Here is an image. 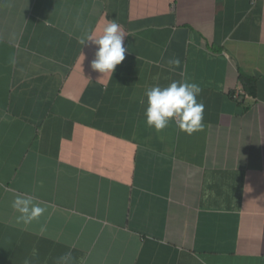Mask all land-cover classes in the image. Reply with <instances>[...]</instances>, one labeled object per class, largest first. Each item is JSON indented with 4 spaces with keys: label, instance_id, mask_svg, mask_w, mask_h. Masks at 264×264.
Returning a JSON list of instances; mask_svg holds the SVG:
<instances>
[{
    "label": "crops",
    "instance_id": "crops-1",
    "mask_svg": "<svg viewBox=\"0 0 264 264\" xmlns=\"http://www.w3.org/2000/svg\"><path fill=\"white\" fill-rule=\"evenodd\" d=\"M112 19L127 51L110 78L81 40ZM184 80L202 130L146 126L145 89ZM16 196L47 210L18 223ZM68 253L264 264V0H0V264Z\"/></svg>",
    "mask_w": 264,
    "mask_h": 264
},
{
    "label": "clouds",
    "instance_id": "clouds-1",
    "mask_svg": "<svg viewBox=\"0 0 264 264\" xmlns=\"http://www.w3.org/2000/svg\"><path fill=\"white\" fill-rule=\"evenodd\" d=\"M125 36L122 26L112 19L99 36L88 35L86 39L81 40L82 45L91 41L96 46L91 62L93 70L111 78L116 66L125 58ZM169 63L178 66L180 61L174 59ZM201 91L199 84L188 80L172 81L165 87L154 85L145 89L144 98L140 102L145 105L143 115L146 126L161 132L169 124H175L179 131L187 135L202 130L204 104L197 101ZM11 207L18 214L17 222L24 224L38 219L47 210L45 206L36 204L33 198L25 196H16ZM70 259V253L65 254L59 258L58 264H68Z\"/></svg>",
    "mask_w": 264,
    "mask_h": 264
},
{
    "label": "trees",
    "instance_id": "trees-1",
    "mask_svg": "<svg viewBox=\"0 0 264 264\" xmlns=\"http://www.w3.org/2000/svg\"><path fill=\"white\" fill-rule=\"evenodd\" d=\"M239 80L247 95L254 96L256 94L255 80L253 77L240 74Z\"/></svg>",
    "mask_w": 264,
    "mask_h": 264
}]
</instances>
